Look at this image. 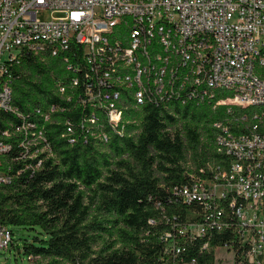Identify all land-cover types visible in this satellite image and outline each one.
Instances as JSON below:
<instances>
[{
	"label": "built area",
	"instance_id": "built-area-1",
	"mask_svg": "<svg viewBox=\"0 0 264 264\" xmlns=\"http://www.w3.org/2000/svg\"><path fill=\"white\" fill-rule=\"evenodd\" d=\"M25 53L61 59L58 101L29 111L14 102L10 67ZM0 72V185L54 157L49 123L64 125L70 144H107L137 138L146 106H225L213 122L217 156L171 188L190 207L163 233L164 253L197 264L182 238L206 237L213 264H264V0H0ZM215 233L227 240L212 246ZM13 237L0 222V249Z\"/></svg>",
	"mask_w": 264,
	"mask_h": 264
},
{
	"label": "trees",
	"instance_id": "trees-1",
	"mask_svg": "<svg viewBox=\"0 0 264 264\" xmlns=\"http://www.w3.org/2000/svg\"><path fill=\"white\" fill-rule=\"evenodd\" d=\"M65 72L59 57L25 53L10 67L14 102L29 111L58 101L54 79ZM145 111L137 138L113 135L107 144L93 138L70 144L60 137L64 125L49 123L54 157L0 185V222L13 232L15 227L38 231L33 241L24 243V252L34 256L32 264H58L61 259L171 263L162 235L173 230L176 218L184 222L190 207L177 202L171 188L188 182L191 173L198 174L217 156L213 122L226 116V107L190 102L173 104L172 113L155 106ZM18 167L20 163L13 164L11 171ZM206 239L182 238L187 259L214 263L213 249L201 250ZM208 240L212 246L222 244L227 235L215 233Z\"/></svg>",
	"mask_w": 264,
	"mask_h": 264
},
{
	"label": "rangeland",
	"instance_id": "rangeland-1",
	"mask_svg": "<svg viewBox=\"0 0 264 264\" xmlns=\"http://www.w3.org/2000/svg\"><path fill=\"white\" fill-rule=\"evenodd\" d=\"M39 16L43 19H50L54 16H58L53 10H42ZM1 74V72H0ZM38 231L28 230L19 227L14 228V245H10L7 249H0V264H32L31 260L28 258V254L24 252V243L33 241V237ZM108 237L105 236V239ZM108 238V240L114 239ZM120 244L118 243L117 246ZM101 246V242L96 246V248ZM219 252L225 257H229V254L225 252L224 249H220ZM222 264H226L224 260L221 261Z\"/></svg>",
	"mask_w": 264,
	"mask_h": 264
}]
</instances>
